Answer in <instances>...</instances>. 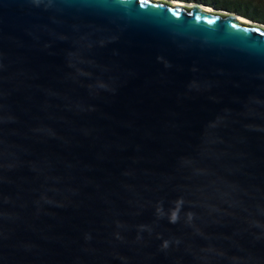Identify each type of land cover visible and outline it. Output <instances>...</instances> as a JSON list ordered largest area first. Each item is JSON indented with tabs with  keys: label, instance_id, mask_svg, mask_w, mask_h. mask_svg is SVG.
<instances>
[{
	"label": "water",
	"instance_id": "95a60500",
	"mask_svg": "<svg viewBox=\"0 0 264 264\" xmlns=\"http://www.w3.org/2000/svg\"><path fill=\"white\" fill-rule=\"evenodd\" d=\"M171 1L0 0V264H264V24Z\"/></svg>",
	"mask_w": 264,
	"mask_h": 264
},
{
	"label": "trees",
	"instance_id": "16d2710c",
	"mask_svg": "<svg viewBox=\"0 0 264 264\" xmlns=\"http://www.w3.org/2000/svg\"><path fill=\"white\" fill-rule=\"evenodd\" d=\"M199 2L221 10L237 13L245 18L264 24V0H179Z\"/></svg>",
	"mask_w": 264,
	"mask_h": 264
},
{
	"label": "bare ground",
	"instance_id": "6f19581e",
	"mask_svg": "<svg viewBox=\"0 0 264 264\" xmlns=\"http://www.w3.org/2000/svg\"><path fill=\"white\" fill-rule=\"evenodd\" d=\"M160 1H166V0H160ZM172 3L174 4H178V5H183L184 7H188V8H201V9H204L206 8L205 6L203 5H200V4H196V3H189V2H181V1H171ZM207 9V8H206ZM208 10V9H207ZM210 11V10H209ZM213 11V10H212ZM216 12V11H215ZM217 14H221V15H228L227 13H221V12H216ZM240 21H244L246 23H249V25H253V26H258L256 24H252L251 22H248L246 19L244 20H240Z\"/></svg>",
	"mask_w": 264,
	"mask_h": 264
}]
</instances>
